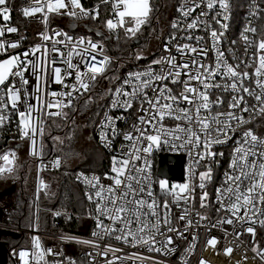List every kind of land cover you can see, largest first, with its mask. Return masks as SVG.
<instances>
[{
	"label": "built area",
	"instance_id": "obj_1",
	"mask_svg": "<svg viewBox=\"0 0 264 264\" xmlns=\"http://www.w3.org/2000/svg\"><path fill=\"white\" fill-rule=\"evenodd\" d=\"M55 3V0H50ZM84 9L88 10L91 15H97L96 19L90 18V16H84L80 14L78 16L68 15L69 9H59V12H48L47 3L48 0H7V7L9 8L10 19L4 21L3 16L0 15V27H15L17 32L9 33L4 32V35L0 37V40L9 42H19V46L16 49L8 48L7 54H0V60L8 58L9 55L22 54L24 51L41 45V51L35 53L33 57H26L25 59H34L37 64L40 63L44 48L49 50L52 47L53 40L64 41L65 37L63 33L74 38V40L83 37L85 41L92 40L98 45L103 46L102 53H93L96 55L97 61H102L104 56L109 58V62L105 68L103 74L98 75L95 81H91V90L97 85L100 80H105L106 84V97L102 106L101 114L97 120L96 125L93 128L92 135L96 141L97 146L108 156V166L106 169L99 170H76L73 173V181L81 190L82 198L85 202V212L83 214L70 213L65 211L50 210L51 214L57 218L58 216H64L66 220L72 217L80 218V223L77 224L75 231L57 232L42 230L39 227V219L37 218L33 226L25 231L30 235V242L26 245H13L7 249V263L6 264H23L19 257L20 251L29 252L27 257L28 264H44L43 260H35L32 257L33 252H39L41 250L53 249L57 254H46L44 260L48 261V264H68V259L75 261V264H107L108 261H113L114 264H200L203 260L205 264H264V246L260 245L257 239V230L264 222V202H260L259 197L255 203V207L249 212L251 220H240L237 216H233L231 212L225 209H220V205L216 203V188L220 187L224 180V173L229 171V164L231 163L232 153L234 147L237 146L236 141L240 138L242 133L248 129H251L254 134L264 139V122L259 121L263 113L258 114V110L261 107V103L255 99L256 95L264 96V89L258 86L257 81L264 82V75L257 77V69H260L264 73V68L260 66V56L264 55V51L259 49V43L264 40V0H245L241 5V17L236 23L234 22V11L236 9L235 0H225L228 5L227 8H222L220 0H214V6L212 9L207 7L208 0H176L174 7L171 10L170 21L168 29L159 32L154 35L155 48L145 58L135 59L134 53L128 58L118 59L113 57L107 52V39L112 33H115L121 28L128 26L133 27L134 23L129 22L125 27H117L114 30H109L106 25L108 19L114 18V12L112 10L111 3H102L101 0H80ZM199 4V7H195ZM183 11L188 9H194L191 15L185 16ZM35 7H41L40 12H35L33 15L25 16L23 14L24 9L31 11ZM70 8V5H69ZM79 13V9H73ZM206 13V15H201ZM47 16V25L44 23V18ZM118 20V17L115 18ZM196 21V27L187 28L189 23ZM176 21L179 25L177 29L172 28V22ZM146 24V23H145ZM143 24V25H145ZM141 25V28L143 27ZM246 28H255L256 31H245ZM137 31L135 35L127 33L126 35L133 39L138 37ZM61 32L62 35L56 36L55 32ZM215 31L218 36V42L214 44L212 39V32ZM41 33H44L50 37L45 41L41 38ZM221 33L223 35H221ZM247 36L248 40L245 41L243 36ZM172 36L176 37V40H171ZM191 36L192 39H186ZM196 37H202L199 42ZM139 44H135L137 47L141 45L142 39ZM189 45L190 47L197 48V52L201 50H207V55H198L197 52L185 51L183 56L176 50L177 46ZM165 45L170 46V52L165 51ZM56 48L60 49V53L64 56L67 55L68 47L66 43L56 44ZM217 48L223 53V58L227 64L233 67L238 73L241 74V78L225 76V69L223 65L217 70L218 74L213 76L210 81L213 84H219V88H213L210 92L209 99L215 101L217 97H220L223 103L221 105H213L212 112H228L233 111L237 116L243 117L244 120L249 121L243 126H239L237 121H229L236 131L229 132V135L233 138L227 143L215 145L212 149L216 155V162L211 163L213 179L206 183V191L208 192L209 207L202 208L200 206V196L202 190L199 188L200 184V172L207 171L209 162L201 161L199 166H195L194 174L189 173V166L192 164V160L195 158V152L190 156L186 148H172L171 146H165L161 150H155L154 153L147 157L150 160L151 168L150 173L152 177V191L154 196L160 201V215L161 225L160 229L168 236L173 238V244L168 245L169 248L174 250L168 254L163 252L149 251L148 246L142 244H136L131 237L128 238L126 243L123 239L117 240L115 237L121 235L120 232L113 231L109 234H105L104 230L97 228L96 220V205L90 202L86 193H94V189L88 184L87 180L92 177H98L104 185L111 184L110 180L105 179V175H114L111 172L112 157L117 156L121 151L127 153L131 148V141L125 140L123 133L130 132L132 130L133 123H138V116L144 115L139 112L140 99H137L132 108H113L112 99L117 98L115 88L123 86L125 91L132 92L133 89L141 83L135 77L132 78L130 85H124L123 81L128 77L129 73H143L151 65V68L155 72H159L161 67L167 66V58L172 55L176 57L178 63H183L184 60L195 57L197 60L202 61L209 68L216 67V55ZM60 53L51 52V56L55 57L57 63L55 67L61 69L64 74V83L56 84L54 78L47 87L48 92L55 91L62 93L65 91H73V85L78 87L75 79V72L68 76L65 74L67 69L66 63H61L64 59ZM165 58L163 65L153 64L155 60ZM73 63L77 64L81 71H86L84 63L80 61L78 56L73 55ZM115 63V69L112 71L111 64ZM238 66V67H237ZM187 71L186 69L184 70ZM247 72L249 76L243 77V73ZM26 78L30 80L28 85H25L21 89L22 101L17 102V109L28 113V105L33 106V110L30 116L27 117L26 125H21V117L19 111L12 107L10 102L6 101V105L0 110V115L6 117L0 122V157L4 154H9L11 164L6 163L3 159H0V167L11 168V171L0 172V189L6 187L5 185H12L13 182L3 178L13 172L15 164V156L11 153H15L13 145L19 149L20 158L23 157L24 150L27 151V155L36 162V172L31 179L30 184L33 185L36 198L39 194L48 188L49 180L47 175L54 174L61 170L63 166V159L58 154H42L41 148V130L45 123V120L49 116V112H65L73 104L85 97L90 91H84L79 89L73 91L71 106L66 108L53 107L51 109L46 107V103L42 106L41 101L37 98L35 91L36 78L32 75L31 71H26ZM145 77H141V80ZM18 79V78H17ZM181 80H188L187 75L181 76ZM235 82L239 91H233L231 88L232 83ZM68 85L65 88L64 85ZM163 84H167L172 90V93L179 97L183 90V83L172 84L170 81L159 82L152 80L151 88H145L144 92L148 96L154 95L152 88L159 89L163 87ZM242 85V86H241ZM190 87H198L200 91H205L203 85H200L198 81L192 80L189 82ZM225 86H228L225 88ZM243 88H248L253 91V95L243 91ZM109 89L112 92H109ZM192 96V93H189ZM236 96L237 99L243 97L249 107L248 112H242L237 109L229 108V101L232 97ZM122 101L124 97L120 96ZM68 102L67 96L52 97L50 95L45 97V101H51L54 104L58 101ZM199 102V101H198ZM175 106V105H174ZM180 107L192 106L186 101L179 104ZM255 106V107H253ZM147 107V104L144 105ZM244 104H241V108ZM155 110H153L154 112ZM105 112L113 117L115 122V128L117 135L113 136L110 128H104L102 121L107 123L105 119ZM56 116V115H53ZM125 117L124 119H116L117 117ZM223 119V117H221ZM177 123H182L175 119L165 117L163 124L166 128H175ZM21 127H26L28 137H22ZM145 127H148L145 125ZM35 129V131H33ZM104 132L108 136V141L111 142V147H106L107 141L101 140V132ZM138 135V133H134ZM31 137L32 139H29ZM35 140L33 145L32 140ZM223 139V137H221ZM179 144V142H177ZM203 151V146L200 148ZM257 152L264 151V147L257 145ZM35 152L36 154H31ZM219 153H223L221 157ZM160 154H177L183 155V178L182 180L169 179L167 177H160L157 174L158 160ZM28 157V158H29ZM29 158V159H30ZM30 159V160H31ZM59 161V167L54 166V162ZM144 164V157L140 161H137V166L142 167ZM79 177V179H78ZM87 178V180L85 179ZM167 179L169 183L184 184L189 183L192 186V194L188 201L179 200L178 203L172 204L173 197H165L159 188L158 180ZM41 181L44 186H41ZM247 184V181H245ZM171 186V184H169ZM179 192V190H176ZM167 199L170 202V219L171 226L176 229V232H167V226L163 223L165 210L163 208V202ZM251 207V206H249ZM39 205L37 210H39ZM187 212V218L185 220H179V216ZM60 213V215H55ZM201 216L205 219H201ZM238 216H244V209L242 208ZM105 227L111 225L112 228L121 227V225H114L107 217H101ZM225 219H232V224L221 223ZM187 226V227H186ZM251 227L254 230L253 233H249L247 229ZM0 229L15 230L16 233H22L24 230L20 228H11L7 225L0 224ZM93 232L100 233V236H93ZM183 238H181V235ZM74 237L75 239L65 240L63 237ZM33 237H36L41 244V249H35L33 245ZM196 237V239H193ZM215 238L217 243L215 247L208 245L207 240ZM164 237L157 234V240H163ZM90 241L91 243H77L76 241ZM155 247H160V244H156ZM106 248L118 249L119 251H107ZM231 248L230 254H225V249Z\"/></svg>",
	"mask_w": 264,
	"mask_h": 264
},
{
	"label": "snow or ice",
	"instance_id": "obj_2",
	"mask_svg": "<svg viewBox=\"0 0 264 264\" xmlns=\"http://www.w3.org/2000/svg\"><path fill=\"white\" fill-rule=\"evenodd\" d=\"M102 3H111L112 10L114 12V18L106 21L107 28L114 30L117 27H125L129 22L134 23L133 27H126L127 33L135 35L140 30L141 25L148 22V18L151 12L150 0H101ZM70 5V8H69ZM222 8H227L228 5L225 0H220ZM196 4L195 7H199ZM214 6V0H208L207 7L212 9ZM48 12H59V9H69L68 15L78 16L83 14L84 16H90V12L84 9L80 0H55V3L48 0L47 3ZM73 9H79V13L73 11ZM41 7H35L31 11L27 8L24 9L23 14L25 16L33 15L35 12H40ZM185 16L191 15L194 9H188L183 11ZM9 8L7 7V0H0V15L3 16L4 21L10 19ZM98 15V13H97ZM97 15H91L90 18L96 19ZM206 15V13H201ZM118 17V20L115 18ZM44 23L47 25V16L44 18ZM196 21L187 25V28L191 29L196 27ZM172 28L177 29L179 27L176 21L172 22ZM9 33L17 32L15 27H0V37L4 35V32ZM245 31L255 32V28H246ZM56 36L62 35L61 32H55ZM65 40H53L52 47L49 50L44 48V52L39 64L34 59H25L26 57H33L35 53L41 51V45H37L30 50L24 51L22 54L9 55L8 58L0 60V110L6 105V101L12 104L14 109H17V102L22 101L21 89L25 85L30 83V80L26 78V71H31L32 75L36 78L35 91L37 98L41 101L43 106L46 103V107L51 109L53 107L66 108L71 106V99L73 91L84 89V91L91 90V81H95L98 75L104 73L105 68L109 62V58L104 56L102 61L96 60V55L93 53H102L103 46L98 45L92 40H87L83 37L74 40L73 37L63 33ZM212 39L214 44L218 42V36L215 31L212 32ZM221 35H223L221 33ZM243 36V34H242ZM42 40H49L50 37L44 33H41ZM176 40L175 36L170 38ZM186 39H192L191 36ZM199 42L202 37L195 38ZM245 41L248 40L247 36H243ZM66 43L68 47L67 55L64 56L60 53V49L56 48V44ZM19 46V42H9L0 40V54H7V49H16ZM259 49L264 51V40L259 43ZM176 50L183 56L185 51L197 52V48L190 47L185 44L182 47L177 46ZM165 51L170 52V46L165 45ZM51 52L60 53L64 56L61 63L67 64L65 74L70 76L72 72H75V79L78 84L71 86L73 91H65L57 93L55 91L48 92L47 87L54 78L56 84L64 83V74H62L59 67H55L57 63L55 57L51 56ZM198 55H207V50H201L197 52ZM73 55L78 56L80 61L84 63L86 71H81L79 66L73 63ZM141 57H137L140 59ZM216 67L209 68L202 61L192 57L190 60L185 59L183 63H178L175 56L170 55L167 58V66L161 67L159 72L152 70L151 65L143 73H129L128 77L124 79V85H130L132 78L135 77L140 80L141 83L137 85L132 92L124 90L123 86L116 87L114 95L117 97L112 99L113 108H123L125 110L132 108L133 103L140 99L139 112L144 115L138 116V123H133L132 130L130 132L123 133L124 139L131 141L130 150L125 153L121 151L117 156L112 157L111 172L114 175H105V179L110 180L111 184L104 185L98 177H92L87 180L88 184L94 189V193H86L90 202L96 205V220L97 228L104 230L105 234H109L113 231L120 232L121 235H117L115 239H123L126 243L128 238L131 237L136 244H142L148 246L149 251L163 252L168 254L174 249L169 248L168 245L173 244V238L168 236L160 229L161 215L160 201L154 196L152 191V177L150 173L151 163L147 157H150L155 150H161L165 146H171L172 148H186L189 155L192 156L195 152V158L192 160V164L189 166V173L194 174L195 166H199L201 161H208L209 166L207 171L200 172V184L199 188L202 190L200 196V206L202 208L209 207L208 192L206 189V183L210 182L212 177L211 163L216 162V153L212 150L215 145L227 143L233 137L229 135V132H235L236 128L229 123V121H237L239 126H243L248 123L243 117L237 116L235 112H216L213 114V105H221L223 101L220 97H217L215 101L209 99L210 92L213 88H219V84H213L210 81L217 73V70L221 68L225 69V76L241 78V74L238 73L233 67L229 66L223 58V53L217 48L216 55ZM165 58L155 60L153 64L163 65ZM260 66L264 68V55L260 56ZM238 67V66H237ZM187 70L186 72L184 70ZM187 75L188 80H181V76ZM247 78L249 74L247 72L242 74ZM257 77L264 75L257 69ZM141 77H145L141 80ZM18 78V79H17ZM170 81L172 84L183 83L184 87L179 97L172 93V90L167 84H163V87L159 89L152 88L154 95L148 96L145 92V88H151V81ZM196 80L200 85H203L205 91H200L198 87H190L189 82ZM258 86L264 89V82L257 81ZM68 88V85H64ZM242 86V85H241ZM228 86H225L227 88ZM231 88L233 91H239L235 82L232 83ZM243 91L249 95H253V91L248 88H243ZM111 93L112 90L109 89ZM189 93L193 95L190 96ZM58 97L67 96L68 102L60 100L54 104L51 101H45L46 96ZM124 99L121 101L119 97ZM255 99L261 103V107L258 110V114L264 113V96L256 95ZM187 102L192 107H180L179 104ZM199 101V102H198ZM147 104V107L144 105ZM241 104L244 107L241 108ZM175 105V106H174ZM255 107V106H253ZM230 109H237L242 112H248L250 109L247 102L243 97L237 99L236 96L232 97L229 101ZM19 111V109H17ZM33 110L32 105H28V113L19 111L21 117V125H26L27 117L31 115ZM153 110H155L153 112ZM49 116L53 115H66L62 112H49ZM105 119L107 123L102 121L104 128H110L112 135L116 136L117 130L115 128V122L107 112H105ZM165 117L181 121L177 123L175 128L168 129L163 124ZM223 117V119H221ZM125 117H117L116 119H124ZM6 117L0 115V122ZM147 125L148 127H145ZM35 131V129H33ZM138 133V135H134ZM22 137H28L26 127H21ZM223 137V139H221ZM29 139H32L29 137ZM101 140L107 141L106 147H111V142L108 141V136L103 131L101 132ZM179 142V144H177ZM33 145L35 140H32ZM237 146L234 147L232 153L231 163L229 164V171L224 173V180L220 187L216 188V203L220 205V209H225L231 212L233 216H237L238 219L251 220L249 212L255 207L257 197L260 202H264V151L257 152V145L264 147V139L258 137L251 129H248L242 133L240 138L236 141ZM201 145L203 151L200 150ZM31 154H36L35 152ZM14 157L15 153H11ZM222 157L223 153H219ZM144 157V164L142 167L137 166V161H140ZM0 159H3L6 163L11 164L9 154H4ZM55 167H59V161L54 162ZM11 171V168L0 167V172ZM79 179V177H78ZM247 181V184L245 183ZM161 193L165 196L173 197L171 203L176 204L179 200L188 201L192 194V186L189 183L179 185H169L167 179L158 180ZM41 186L43 182L41 181ZM179 189V192L176 190ZM251 206V207H249ZM163 208L165 210L163 223L167 226V232H176V229L171 226L170 219V202L165 199L163 202ZM244 209V216H238L241 209ZM60 215V213H55ZM101 217H107L112 224L121 225L118 228H112L111 225L105 227ZM187 218V212L179 216V220H185ZM201 219L205 217L201 216ZM221 223L232 224V219H225ZM264 223V222H262ZM187 227V226H186ZM249 233L254 234V230L249 227L247 229ZM157 234L164 237V239L157 240ZM93 236H100V233L93 232ZM181 238H183L182 234ZM65 240L75 239L74 237H63ZM196 239V237H193ZM77 243H91L90 241H80ZM217 240L215 238L207 240V244L215 247ZM156 244H160V247H155ZM33 245L35 249H41L40 241L33 237ZM107 251H119L118 249L106 248ZM231 248L225 249V254H230ZM46 254L56 255L57 253L53 249L41 250L38 253L33 252L31 255L35 260H43L44 264H48V261L44 260ZM29 252L20 251L19 257L23 264H28L27 257ZM59 264V262H57ZM68 264H75V261L68 259ZM107 264H114L113 261H108ZM200 264H205L203 260Z\"/></svg>",
	"mask_w": 264,
	"mask_h": 264
},
{
	"label": "trees",
	"instance_id": "obj_3",
	"mask_svg": "<svg viewBox=\"0 0 264 264\" xmlns=\"http://www.w3.org/2000/svg\"><path fill=\"white\" fill-rule=\"evenodd\" d=\"M235 1L234 22L237 23L241 17L240 5L245 0ZM175 2L176 0H168L166 3L165 0H152L153 12L138 33V37L142 39L141 45L137 47L133 43V38L126 35L125 29L121 28L107 39V52L118 59L128 58L134 49L142 47L150 32L155 35L168 27ZM114 67L115 63H112V71ZM105 91V80H100L85 97L63 112L66 115H56L45 120L44 125L49 127L50 134L61 138L53 148L50 146L46 150H49L46 154L60 155L63 166L60 171L47 175L48 188L41 192L38 198L33 185L23 182V171L19 161H15L13 172L3 178V181L9 180L14 184L3 187L7 192L3 193V188L0 189V224L20 228L24 232L16 233L11 229H0V241L6 242L9 246L28 244L30 235L25 231L33 226L37 218L42 230L75 231L77 224L81 221L80 218L72 217L68 220L64 216L55 218L50 210L83 214L86 210L85 202L80 188L73 181V173L76 170L102 171L108 166V156L104 152L86 154L79 137L81 130L90 131L97 148L92 131L101 114L106 97ZM259 121L264 122V113ZM18 180L19 185H17ZM38 205L39 210H37ZM257 239L259 244L264 246V223L257 230Z\"/></svg>",
	"mask_w": 264,
	"mask_h": 264
},
{
	"label": "rangeland",
	"instance_id": "obj_4",
	"mask_svg": "<svg viewBox=\"0 0 264 264\" xmlns=\"http://www.w3.org/2000/svg\"><path fill=\"white\" fill-rule=\"evenodd\" d=\"M167 1L168 0H165V3ZM150 7L152 10L150 12L149 18L153 12L152 0H150ZM128 27H130V26H128ZM154 43H155V40H154L153 32H150L148 39L146 40V42L144 44H142V47L136 48L133 50L135 59H137L138 56L141 58H145L146 56H148L149 53L152 52L155 48ZM79 137L81 138V140H80L81 145H82V143L84 145V149H85L86 154H90L92 152H96V153L103 152L98 146L96 148L95 142L91 138L90 131L81 130V133H79ZM40 140H41L42 154L44 156H46V153L49 152V150L48 151H46V150L49 149L50 146H52V148H53L61 140V138L57 135H51L50 131H49V127L47 125H43L42 130H41ZM95 148L97 151L95 150ZM13 149L15 151V161L17 160L21 163V169L23 171L22 173H23V177H24L23 182L24 183L28 182L30 184L31 179L33 178V176L35 175V172H36V162H33V160L27 155L26 150H24V152H23L24 156L20 158L19 153L17 152V151H19V149L16 148V146H14V145H13ZM169 184L173 185V183H169ZM17 185H19V180L17 181ZM175 185H178V184H175ZM4 192H7V190L3 188V193Z\"/></svg>",
	"mask_w": 264,
	"mask_h": 264
},
{
	"label": "water",
	"instance_id": "obj_5",
	"mask_svg": "<svg viewBox=\"0 0 264 264\" xmlns=\"http://www.w3.org/2000/svg\"><path fill=\"white\" fill-rule=\"evenodd\" d=\"M134 44H139L138 37L133 39ZM183 155L177 154H160L158 160L157 174L160 177H167L174 180H182L183 178ZM7 249L6 242L0 241V264L7 263Z\"/></svg>",
	"mask_w": 264,
	"mask_h": 264
}]
</instances>
